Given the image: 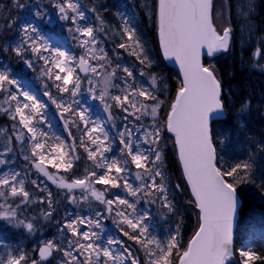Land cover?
I'll return each instance as SVG.
<instances>
[{"label":"snow or ice","instance_id":"6c2138e0","mask_svg":"<svg viewBox=\"0 0 264 264\" xmlns=\"http://www.w3.org/2000/svg\"><path fill=\"white\" fill-rule=\"evenodd\" d=\"M15 6L21 10L26 7L22 0H15ZM54 7L59 12V19L73 26L68 31L78 46L85 50V55L77 57L49 45L32 21L18 25L19 42L13 46L14 40L8 41L4 51L11 48L26 68L33 71L37 62H43L40 65L41 76L51 81V88H55L57 94L66 93L69 99L54 97L47 83L42 95L60 110L68 136H72L69 124L82 133L79 144L85 148L94 169L100 171L93 170L81 177L73 174L69 182L47 170L51 165L58 171L72 172L74 161L79 159L75 154V138L66 143L64 138L51 131L52 124L46 111L48 104L31 90H26L5 65H0V99L8 107L0 106V111L16 122L13 128L19 126L20 134L16 140L21 145L26 141L31 145L30 156L25 155L24 159L59 189H66L69 203L89 202L91 197L105 207L95 217L66 218L62 231L68 233L65 238L67 246L62 248L49 240L38 249L40 259L47 260L54 252H59L64 258L63 264H141L122 239L105 240L102 236L101 219L107 213L113 217L122 235L140 246L138 251L145 253L144 264H230L236 251L233 228L239 205L238 188L255 180L250 162L225 165L222 159H218L217 146L224 145L228 133L214 135L212 121L214 118H226L229 109L220 81L214 70L202 63L201 57L205 48L208 56L228 51L232 29L225 28L222 34L217 32L212 21V0L158 2L159 44L163 57L177 62L183 74L175 98L169 103L164 129L174 136L183 175L194 198L191 203L198 209L197 230L184 246L179 239V228L163 240L150 231L151 211L138 210V205L144 203L158 205L167 213L174 212L163 171L162 129L158 113L164 101L157 94L156 77L152 76L151 86H146L138 78L145 76L144 69H140L137 75L131 67L121 64L113 67L103 48L97 47L101 43L100 37L97 30L87 23L79 0H59ZM34 15L39 17L40 12ZM11 27L9 24L8 28ZM99 31L102 32L103 28ZM117 47L130 50L129 55L135 56L140 65L151 67L152 61L128 19H123L121 42ZM92 60L98 63H90ZM77 68L83 77L77 73ZM118 71L120 75H117ZM86 77L89 78L85 80ZM90 77L96 78L98 89ZM84 83L88 86L91 100L102 105L107 120L115 121L118 117L123 122L115 139L111 138L104 122L92 118L91 107L82 105L77 99ZM114 108L119 110L115 115ZM247 109L248 103L245 102L240 113ZM66 113L70 115L65 116ZM148 117L151 122L146 125ZM112 127L115 128L116 124L113 123ZM117 141L120 156L106 155L114 151L113 145ZM6 164V160H0V166ZM26 176L27 172L22 175L20 171L0 175V199L4 201L0 204V221L32 234L36 230L34 223L20 217L33 203H44L45 200H33L26 187ZM30 183L35 189L44 191L36 180ZM94 185L105 187L99 190ZM75 190H79V200ZM108 192H111L110 198L106 197ZM121 192L125 195L122 196ZM46 201L45 216L50 217L53 213L51 191L47 192ZM115 246L123 251L118 252ZM238 251L244 258L242 264L264 259L245 248ZM0 264H39V261H29L26 253L18 251L0 257Z\"/></svg>","mask_w":264,"mask_h":264},{"label":"rangeland","instance_id":"374dc122","mask_svg":"<svg viewBox=\"0 0 264 264\" xmlns=\"http://www.w3.org/2000/svg\"><path fill=\"white\" fill-rule=\"evenodd\" d=\"M91 0H79L81 8L83 5H88ZM95 2L94 6H91V9L88 12H85L87 23L91 24L98 32L100 37L101 43L97 46L98 48H103L104 52L107 54L108 59L112 62V66L115 67L116 64H121L122 66L131 67L134 71V74L138 75V71L140 69H144L145 76L138 77L140 81H142L146 86H151V77H156V89L158 87V82L160 78V71L159 61L156 55L153 52V46L148 43L147 38L145 37V33L143 31H139L138 23L136 21L131 22V14L129 12L123 13L120 9H123L125 6L124 2L119 1L121 4H118L116 1L118 0H92ZM137 1V0H136ZM0 0V65L3 61L2 55L13 56L17 60L16 69H10L12 75H15L17 79L20 80L21 84L26 90H31L33 93L37 94L39 98L48 104L47 108V117L48 120L52 124L51 131L60 135L62 138L65 139L66 143H71L72 141L69 139H73L72 136H68V132L64 127V120L60 117V110L56 108L51 101L48 100L47 97L43 96L42 93L44 92V84L47 83L49 88L54 97L57 99H64L68 100V94L62 93L57 94L55 88H51V81L47 79V77H42L40 74V65L43 64L42 61L37 62L34 67L35 70L27 69L23 62L18 58L14 52L11 51V48H8V51H4V48L7 47V42L14 40L13 46L15 43H18L20 40L19 36V28L23 21H32L34 22L40 29V32L44 35L46 40L48 41L49 45H52L54 48H60L62 50H67L70 54L75 55L77 57L81 55H85V50L78 46L77 41L72 38V33L68 31L69 27H73L66 21L59 19V12L54 7V4L59 2V0H22L25 3L26 7L24 9L17 8V18L16 20L12 19L9 15H4L3 7L1 6ZM15 3V0L13 1ZM137 5L140 6L141 10L144 13L147 22L144 23V27L151 29L152 26L156 27V0H138L136 2ZM258 6L259 0H214L213 6V20L219 29V33L222 34L225 28H231L232 31L230 33V40L233 39V33L237 29V41L238 47L240 50H250V48L254 45L256 38L258 36V32L260 31V23L258 20ZM95 8L96 11L93 12L92 9ZM90 11V12H89ZM35 12H40V16L37 17L34 15ZM129 13V14H128ZM71 14V13H70ZM99 17V19H98ZM3 19L11 21V29L8 26H3L2 21ZM123 19H128L129 23L136 29L137 35L140 37L146 54L148 55L149 59L152 61V65L150 68H146L144 65H140L139 62L136 60L135 56L129 55L130 50H124L117 47V45L121 42V26L123 23ZM101 20L103 23H101ZM84 23V22H80ZM134 23V24H133ZM103 28V31H99V29ZM236 28V29H234ZM114 51L113 54L110 51ZM259 52V55L257 53ZM161 59V56H160ZM247 60L252 59V63L258 67L257 63H261L264 61L262 59V52L258 50L252 52L249 57L246 58ZM244 60L247 61V60ZM206 59H204V65L206 64ZM92 64L98 63L95 60L90 61ZM77 73H79L77 68ZM216 71V70H215ZM214 73L217 75V73ZM121 73L118 71L117 75ZM82 76V75H81ZM83 77V76H82ZM89 78L86 77L85 80ZM93 79V86L99 88L95 77H90ZM158 80V82H157ZM71 86V85H70ZM87 84L84 83L81 85V95L77 97V99L81 100L82 105L90 106L91 112L90 115L94 120H100L101 122L105 123V126L109 129L111 133V138L115 139L117 135V131L121 130L122 121L117 117L115 121H108L107 114L105 113L102 105L98 102L91 100L88 92H87ZM159 95V94H158ZM160 97V95H159ZM160 99L163 101L162 97ZM14 103V102H13ZM0 106L8 107L7 103L3 99H0ZM74 107H76L74 105ZM162 107V105H161ZM161 109V108H160ZM118 109H113V114L115 115L118 113ZM70 114H65L68 116ZM158 121L159 126H162L161 122V113H158ZM151 122V118L148 117L145 120V124ZM16 122L12 121L7 113L0 111V160H6L7 164L0 166V175L3 174H11L14 171H20L22 175L27 172V176L25 177L26 180V187L31 191L33 200L34 194L39 193V189H35L33 185H31V180H36L38 184H50L53 185L59 192H60V199H64L65 202H60V208L56 211L58 219L56 224L60 225V235L67 236L68 233L66 230L62 231L66 218L72 219L76 216L87 215L95 217L97 212H101L104 210V205L99 204V202L95 201L93 198L89 197V202H80L78 204L69 203L68 200V193L66 189H59L55 184L49 181L46 177L42 174V180L38 181L37 174L35 173V169L31 168L29 165V161L24 159L25 155L30 156L31 145L26 141L24 145L16 140V136L20 134V128L17 126L13 128V125ZM115 123L116 127L113 128L112 124ZM73 131V126L71 124L68 125ZM165 130V129H164ZM85 142L86 138H85ZM51 143V141H50ZM90 147L91 146L89 145ZM114 151L112 153H108L110 157H119V145L118 141L116 144L113 145ZM85 152L84 155H80L79 159L74 161V168L72 169L71 173H65L62 169L57 170L53 168L51 165H48L47 170L56 175L58 178H64L65 180H69L71 174L78 173L76 177H81L86 175L88 172L96 170L100 171L99 169H94V164L91 160L87 159V152L83 147ZM76 151V149H75ZM24 163V164H22ZM41 182V183H39ZM134 184H138L135 180H133ZM96 189L102 190L105 186L102 185H94ZM44 188V186H42ZM77 198L79 200L80 193L79 190H75ZM112 192L118 190H111ZM122 196L125 193H120ZM106 197H111V192L106 193ZM131 199V197H129ZM9 202H11L9 200ZM4 201L0 199V204H3ZM45 207L40 206L38 203H33L30 207L26 208L23 215L20 217L21 219L27 218V221H31L35 225V232L29 234L23 228H15L11 225H8L4 221H0V257H5L9 254H16L17 244L14 242L15 239L18 238V231H24L26 236L33 242L32 250H37L41 245L45 242L49 241L46 237V231L49 227V218L45 216ZM150 210L152 215V231L154 234H157L163 240H166L168 234L174 231L171 218L169 213H167L166 209H161L158 205H151V204H144L138 205V210ZM71 214V215H69ZM166 214V218H165ZM102 225V236L105 238H115L121 239L119 236V228L113 222V217L108 215L107 213L104 214V217L101 219ZM81 230H84L83 226H79ZM97 231H100L97 229ZM237 238L241 239L240 234H237ZM74 239V238H73ZM51 241L56 242L62 248L66 247L67 245L64 244L62 240L51 239ZM240 247L248 249L249 243L246 240H240ZM125 244V243H124ZM237 245V243H236ZM118 252H122L123 250L119 246H115ZM125 247H128V244H125ZM139 245H137L134 241H131L130 248L131 251L134 253L141 260V264H144L145 261V253L139 249ZM239 253V252H238ZM55 254V264H63V256L62 253L54 252ZM81 260L83 259L82 256L79 257Z\"/></svg>","mask_w":264,"mask_h":264},{"label":"trees","instance_id":"16d2710c","mask_svg":"<svg viewBox=\"0 0 264 264\" xmlns=\"http://www.w3.org/2000/svg\"><path fill=\"white\" fill-rule=\"evenodd\" d=\"M1 6L3 7L4 15H9L12 19L17 18V7L14 0H1ZM124 2V0H119ZM118 1V2H119ZM131 7L137 5L136 0H129ZM120 3V2H119ZM259 12L264 11V0L259 1ZM131 14V13H130ZM136 15L131 14V20H136ZM139 17V16H137ZM263 14H258V20L262 23ZM11 21H2L3 26H8ZM139 31L145 33V37L148 43L153 46V52L159 61L160 79L157 87V94L162 97L164 103L160 109L161 113V140L160 148L163 153V171L166 175V182L168 186L169 199L172 201L174 212L169 213L174 230L179 228L181 244L186 246L191 236L197 230V217L196 210L192 205V198L188 192V189L183 181L181 170L177 161L175 147L173 141L167 136L164 130V118L167 115L168 106L173 101L174 93L179 86L178 75L171 68L167 67L162 59H160V53L157 44L156 28L152 26L151 29L144 27V24L138 23ZM232 44L225 54L207 60L208 67L213 69L217 76L220 78L223 85V97L228 106L227 117L223 121L214 122L212 125L214 135L216 133H223L227 131L228 138L225 140L223 146H217L218 159H222L225 165H234L236 163L250 162L252 165V173L255 182L245 183L239 186L238 192L241 195L243 205L240 211L239 225L236 233L240 234L241 239L237 238V245L235 246V261L233 264H242L243 257L237 254L240 247V240H246L249 243V251L264 258V95L262 98H257L259 95L256 89L262 81H264V61L258 64L257 69H254L252 59L245 62H239V47L237 41L236 31L233 34ZM262 52V59L264 60V31H259L257 40L250 48L245 50L244 54L249 57L250 54L256 50ZM111 54L114 51L109 50ZM3 63L7 64L13 70L16 69L17 60L13 56L2 55ZM241 64V65H239ZM239 66V67H238ZM244 66L242 73L237 72V68ZM256 70H261L257 74V78L247 76L253 75ZM248 103V109L244 113H240V107L243 103ZM72 131V130H71ZM72 134L75 138L76 153L84 155L83 146H80L79 140L82 135L80 131L73 127ZM261 134H263L261 136ZM73 140V139H69ZM24 164V163H22ZM38 177V181L42 180L40 173L35 171ZM78 173H75V176ZM73 174H71L72 176ZM41 183V182H39ZM179 185V188L176 186ZM44 186V191L34 194V198L44 199V203H38L40 206L45 207L42 211L47 210L46 194L51 191L52 193V216L50 219V225L46 231L47 240L57 239L62 240L66 244V236L60 235L59 231L61 226L56 224L57 210L60 208V202H65L64 199H60V192L50 184L41 183L40 187ZM252 221V223H250ZM18 238L14 240L17 244V250L26 253L29 261L35 259V252L32 250L33 242L29 240L25 232L18 231ZM119 236L128 244L130 248L131 241L124 237L119 230ZM262 260V259H261ZM49 264H55L53 260ZM253 264H260L259 261H254Z\"/></svg>","mask_w":264,"mask_h":264},{"label":"bare ground","instance_id":"6f19581e","mask_svg":"<svg viewBox=\"0 0 264 264\" xmlns=\"http://www.w3.org/2000/svg\"><path fill=\"white\" fill-rule=\"evenodd\" d=\"M119 1V0H118ZM118 1H116V2H118ZM138 1V0H137ZM260 1V0H259ZM124 4L125 5H123V6H125L123 9H120V11L121 12H123V13H127V12H129V13H131L132 15H136V16H134L135 17V19L136 20H139V22L141 23V24H144L145 22H147V19L145 18V16H144V13H143V11L141 10V8H140V6L139 5H134V6H132L131 7V3L129 2V0H124ZM95 5V2L94 1H90V3L88 4V5H83V10L85 11V12H88V10L89 9H91V6H94ZM90 12V11H89ZM128 13V14H129ZM258 14H260V15H262L263 14V18H262V23H260V31H264V11L261 13V11L259 12V10H258ZM137 16H139V17H137ZM157 19V6H156V17H155V20ZM155 28H157V27H155ZM239 51V55H238V57H239V59H238V61L239 62H244V60L247 58V56L244 54V51L243 50H238ZM239 65H241V64H239ZM254 64H252V66H253ZM239 67V66H238ZM253 68L254 69H257V67H256V65H254L253 66ZM245 69H244V66L243 67H241V68H237V72L238 73H242L243 71H244ZM257 72H253L252 74L253 75H251V74H249V75H247V76H252L253 78H257V74H259L260 73V71L261 70H256ZM177 73V75H178V81L180 82L181 80H182V78H181V76H180V74H179V72L177 71L176 72ZM161 81V79L159 78V82ZM157 82H158V80H157ZM256 89H254V90H251V91H256L259 95L257 96V98H262L263 97V95H264V81H262L260 84H258V86H256L255 87ZM175 94H176V91H175V93H174V96H175ZM261 116H264V113H261ZM263 134H261V136H262ZM173 144H174V142H173ZM238 196H239V198H241L242 199V197H241V195L239 194V192H238ZM242 201H243V199H242ZM242 205H243V203H241V207H240V209H239V218H240V211H241V208H242ZM197 213H198V211H197ZM197 213H196V217H197V223H198V215H197ZM50 220V219H49ZM56 223V222H55ZM250 223H252V221H250ZM50 225H53V223H51L50 224V222H49V226ZM238 225H239V219H238V221H237V224H236V230L234 231L235 233H234V245H236V243H237V238H236V233H237V229H238ZM233 245V246H234ZM259 263L260 264H264V259H262V260H259Z\"/></svg>","mask_w":264,"mask_h":264},{"label":"water","instance_id":"95a60500","mask_svg":"<svg viewBox=\"0 0 264 264\" xmlns=\"http://www.w3.org/2000/svg\"><path fill=\"white\" fill-rule=\"evenodd\" d=\"M158 2H159V0H157ZM158 2H157V36H158V42H159V32H158ZM214 25V24H213ZM215 27V26H214ZM159 48H160V44H159ZM160 52H161V55H162V57H163V52H162V49L160 48ZM207 49L205 48L204 50H202V57H201V61H202V63L204 64V59H213V58H215V57H217L218 55H220V54H222V53H225L224 51H222V52H217V53H214L213 55H211V56H208L207 54ZM163 59H164V61H165V63L168 65V66H170V67H172L173 69H175L176 71H178L179 72V74H180V76H181V78H182V72H181V70H180V67H179V64L177 63V62H175L174 60H167V59H165L164 57H163ZM80 71V70H79ZM82 75H83V73L82 72H80ZM222 119H224V118H214L213 119V121H218V120H222ZM212 121V122H213ZM168 133V132H167ZM168 135L170 136V137H172L173 139H174V136L171 134V133H168ZM176 150H177V148H176ZM177 156H178V150H177ZM178 160H179V157H178ZM179 163H180V166H181V169H182V164H181V162H180V160H179ZM182 173H183V169H182ZM184 176V175H183ZM184 179H185V182H186V184H187V181H186V178L184 177ZM187 186H188V188H189V190H190V193H191V188H190V185H188L187 184ZM193 198V197H192ZM194 199V198H193ZM238 201H239V205H238V209H237V216H236V219H235V221H234V228H233V234L235 233L234 231L236 230V224H237V221H238V218H239V209H240V207H241V199L239 198V196H238ZM197 211H198V209H197ZM42 247V246H41ZM38 257H39V254H38ZM53 257V256H52ZM52 257H49L47 260H41L40 259V257H39V259H40V261L41 262H43V263H47V262H49L51 259H52Z\"/></svg>","mask_w":264,"mask_h":264}]
</instances>
